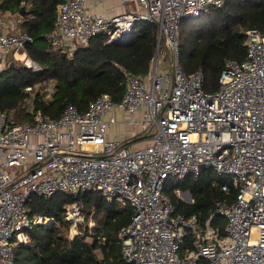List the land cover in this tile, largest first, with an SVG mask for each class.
<instances>
[{"label":"built area","instance_id":"obj_1","mask_svg":"<svg viewBox=\"0 0 264 264\" xmlns=\"http://www.w3.org/2000/svg\"><path fill=\"white\" fill-rule=\"evenodd\" d=\"M89 1L56 4L46 50L71 57L98 35L103 43L131 40L136 21H147L156 26L148 72L122 68L118 101L104 92L84 110L67 104L55 118L33 103L37 93L42 101L53 98L50 79L25 87L31 122L0 111V264H13L27 229L50 222L29 213L30 196L91 190L132 209L117 233L128 263L264 264V31H244L245 57L225 58L217 88L206 91L202 69L180 67L178 31L184 17L225 0H119L124 8L118 13L93 11ZM11 14L0 10V74L11 58L40 70L25 48L32 38L20 28L23 15ZM112 124L120 125L125 140L107 136ZM143 133L149 141L133 147L129 141ZM203 167L226 175L237 191L215 202L222 227L211 224L213 215L202 222L195 214H174L163 189L168 177L197 179ZM220 188L227 193L228 183ZM64 218L72 238L83 220L81 204L65 205Z\"/></svg>","mask_w":264,"mask_h":264},{"label":"trees","instance_id":"obj_2","mask_svg":"<svg viewBox=\"0 0 264 264\" xmlns=\"http://www.w3.org/2000/svg\"><path fill=\"white\" fill-rule=\"evenodd\" d=\"M21 1L26 5L20 28L32 38L25 48L41 68L32 71L14 62L12 67L8 63L0 74V111L10 112L16 121L31 122L25 100L27 85L47 79L53 81V98L42 101L37 93L33 103L35 108L55 118L67 104L84 110L104 92L118 101L124 89L122 68L141 76L147 74L156 44L153 23L136 21L131 40L103 43L104 37L98 35L71 57H62L60 51L46 50L45 38L52 30L56 4L60 0H0V10L17 14ZM202 13L204 18L199 23L187 26L189 34L181 32L180 24L179 64L184 72L202 69L203 88L213 91L218 86L224 59L245 57L244 31L250 27L264 31V0H225L221 7ZM141 135L132 142L145 137L144 133ZM222 183H228L227 193L221 190ZM163 189L173 203L174 214H195L202 222L213 215L217 200H231L237 192L226 175H217L210 167L201 168L197 179L168 177ZM175 189L188 191L191 201L178 196ZM73 201L81 204L83 224L90 215L96 220L92 227L81 224L77 234L69 238L64 207ZM27 206L31 215L42 214L50 218V222L27 229L28 241L15 246L13 264H131L120 254L117 234L130 221L128 205H120L115 199L108 200L99 191L91 190L81 191L76 196L66 192H56L48 198L33 195ZM217 216L211 218L213 226H216Z\"/></svg>","mask_w":264,"mask_h":264},{"label":"crops","instance_id":"obj_3","mask_svg":"<svg viewBox=\"0 0 264 264\" xmlns=\"http://www.w3.org/2000/svg\"><path fill=\"white\" fill-rule=\"evenodd\" d=\"M89 4H90V8L93 10V11H99V12H103V13H118V12H121L123 10V6L120 5L119 3V0H99V1H96V0H90L89 1ZM119 115V116H118ZM137 118L140 117V112L137 113ZM116 117L118 118H123V113L120 109H117L116 110ZM117 124H112L109 129H108V133H107V136L109 138H112V137H117L118 139H121V140H125L126 139V136L121 133L119 130L118 132H111L110 130L112 129V127L116 126ZM141 135V134H140ZM137 136L136 138L138 137H141V136ZM135 139V138H134ZM150 139V134L148 133H145V137L143 138L142 141L140 140H136L134 142H132V140L129 141V143L135 147V144L137 146H142L144 144H146ZM141 142H143L144 144H141ZM141 144V145H140ZM109 200V199H108ZM113 200V199H111ZM116 200V199H115ZM117 201V200H116ZM118 202V201H117ZM122 205V204H120ZM123 206H126V205H123ZM129 206V205H128ZM130 208V206H129ZM131 209V208H130ZM131 215H132V209H131ZM50 219V218H49ZM89 219V220H88ZM88 221L86 220L85 221V224L88 226V227H92L94 226L95 224V221L93 219V217L90 215L88 217Z\"/></svg>","mask_w":264,"mask_h":264},{"label":"rangeland","instance_id":"obj_4","mask_svg":"<svg viewBox=\"0 0 264 264\" xmlns=\"http://www.w3.org/2000/svg\"><path fill=\"white\" fill-rule=\"evenodd\" d=\"M15 15L14 14H11V17H14ZM204 18V13H202V14H200V16H198V17H184L183 19H182V22H181V27H183V29H182V31L181 32H183L184 33V35H187V31H186V29H187V26H189V25H192V24H197V23H199L202 19ZM184 27H186V28H184ZM189 34V33H188ZM179 37H178V41L181 39V36L180 35H178ZM183 39V38H182ZM178 58H180V56L178 57ZM10 60H14V62H18L19 64L21 63L20 61H18V60H15V59H13V58H11ZM180 63V62H179ZM22 64V63H21ZM119 116V115H118ZM119 121H121L122 120V118H117ZM129 128V127H128ZM118 130H120V125H116V126H114V127H112V129L110 130L111 132L113 131V132H118ZM154 130V129H153ZM152 130V131H153ZM140 141H142L143 139H139ZM141 144H144L143 142H141ZM140 144V145H141ZM135 146H137L136 144H135ZM176 194L178 195V196H180L181 198H183L184 200H186V201H191L188 197H186L184 194H185V191H181V190H179L178 192H176ZM92 216V215H91ZM93 217V216H92ZM218 218H216L217 220H215V222H214V225H218V226H221V225H223V223L225 222V218H224V216H222V215H218L217 216ZM93 219H94V221L96 220L95 219V217H93ZM89 220V219H88ZM87 220V221H88ZM83 221V220H82ZM80 222L82 225L81 226H84L85 224H83V222ZM89 239V238H88Z\"/></svg>","mask_w":264,"mask_h":264},{"label":"water","instance_id":"obj_5","mask_svg":"<svg viewBox=\"0 0 264 264\" xmlns=\"http://www.w3.org/2000/svg\"><path fill=\"white\" fill-rule=\"evenodd\" d=\"M19 13L23 15V14L25 13V8H24V7H21ZM27 42H28V41H27ZM60 54H61L62 57H66V54H65L64 51H61ZM13 64H14V60H10V62H9V66L12 67ZM184 195H185L186 197H188L189 199L191 198V197H190V194H189L188 191H185V194H184Z\"/></svg>","mask_w":264,"mask_h":264},{"label":"bare ground","instance_id":"obj_6","mask_svg":"<svg viewBox=\"0 0 264 264\" xmlns=\"http://www.w3.org/2000/svg\"><path fill=\"white\" fill-rule=\"evenodd\" d=\"M197 16H199V15H197ZM197 16H193V17H197ZM190 17H192V16H190ZM112 43V42H111ZM140 135V134H139ZM83 221H84V216H83ZM82 221V222H83ZM81 225V223L79 224V226Z\"/></svg>","mask_w":264,"mask_h":264}]
</instances>
